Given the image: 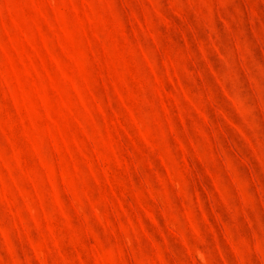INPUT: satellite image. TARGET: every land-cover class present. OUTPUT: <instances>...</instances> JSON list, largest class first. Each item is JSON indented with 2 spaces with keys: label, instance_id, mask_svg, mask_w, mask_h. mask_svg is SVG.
<instances>
[{
  "label": "rangeland",
  "instance_id": "rangeland-1",
  "mask_svg": "<svg viewBox=\"0 0 264 264\" xmlns=\"http://www.w3.org/2000/svg\"><path fill=\"white\" fill-rule=\"evenodd\" d=\"M0 264H264V0H0Z\"/></svg>",
  "mask_w": 264,
  "mask_h": 264
}]
</instances>
